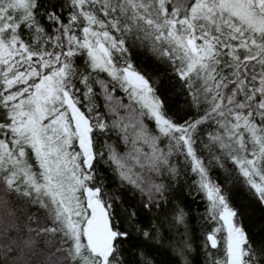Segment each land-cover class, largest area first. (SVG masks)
Masks as SVG:
<instances>
[{
    "label": "snow or ice",
    "instance_id": "6c2138e0",
    "mask_svg": "<svg viewBox=\"0 0 264 264\" xmlns=\"http://www.w3.org/2000/svg\"><path fill=\"white\" fill-rule=\"evenodd\" d=\"M182 177L205 264H264V0H0V264H157Z\"/></svg>",
    "mask_w": 264,
    "mask_h": 264
},
{
    "label": "trees",
    "instance_id": "16d2710c",
    "mask_svg": "<svg viewBox=\"0 0 264 264\" xmlns=\"http://www.w3.org/2000/svg\"><path fill=\"white\" fill-rule=\"evenodd\" d=\"M164 83L169 89L173 87V85L168 84L167 80ZM119 95L122 96L123 93H119ZM171 95L172 99H176L179 96V92L173 91ZM98 102L101 105L104 103L102 99H99ZM101 110H104L103 107ZM216 172L221 180L225 179V174L222 170H216ZM190 181L191 177H182L169 193L170 197H178L179 202L184 203L188 208L187 230L183 226L178 228L171 227L165 222L164 227L161 228V243L152 246L157 264H184L182 257L175 250L176 246L180 245L184 239H187L192 247V251L188 253L190 264H205V255L202 248L203 233L210 230L212 225L205 223V202L201 196L196 195L189 187ZM226 187L231 189V198L235 205L240 207L248 206L249 201L242 187L237 186L233 181H228ZM148 215L151 216L153 214L149 213ZM260 219L261 214L259 211H252L250 209L245 216V224L256 223L257 228L253 229L256 231L258 230ZM147 223L148 221L145 220V224Z\"/></svg>",
    "mask_w": 264,
    "mask_h": 264
}]
</instances>
